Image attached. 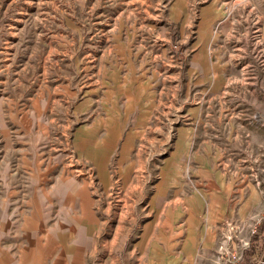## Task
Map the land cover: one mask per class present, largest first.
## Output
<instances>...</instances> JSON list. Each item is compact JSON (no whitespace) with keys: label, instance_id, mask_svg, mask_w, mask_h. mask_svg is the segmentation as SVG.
Listing matches in <instances>:
<instances>
[{"label":"rangeland","instance_id":"374dc122","mask_svg":"<svg viewBox=\"0 0 264 264\" xmlns=\"http://www.w3.org/2000/svg\"><path fill=\"white\" fill-rule=\"evenodd\" d=\"M200 44L210 75L187 91ZM134 81L159 91L129 114ZM142 110L129 177L119 143L106 188L78 139L100 141L113 118L124 137ZM182 131L204 156L193 169H237L264 194V0H0V185L32 198L34 217L6 264H131L135 211Z\"/></svg>","mask_w":264,"mask_h":264},{"label":"crops","instance_id":"0c3cea01","mask_svg":"<svg viewBox=\"0 0 264 264\" xmlns=\"http://www.w3.org/2000/svg\"><path fill=\"white\" fill-rule=\"evenodd\" d=\"M208 53V45L200 44V49L194 55L193 69L190 62L188 83L185 86L187 91H190L193 72L199 71L201 78L210 75L206 73L210 59ZM143 91L159 90L137 85L135 81L130 84L127 103L129 114L141 105L138 100L144 95ZM146 117L147 114L142 110L136 117L135 127L124 137L119 133L117 119L113 118L107 136L100 141L96 142V137L89 133L78 139V148L90 152L88 156L95 162L98 177L106 188L111 181L109 162L119 143L121 177L128 179L132 164L125 163L130 161L136 130L142 127ZM119 125L121 127V122ZM186 133L180 132L174 150L166 159L162 183L146 205L140 201L141 212L135 211L140 215V227L131 248L126 252L130 263L218 264L238 253L243 242L252 240L257 230L262 244L259 245L257 240L255 248L248 249L238 264H264V232H260L264 194L259 183L243 178L237 169H230L227 177L204 164L193 169L192 160L202 162L204 156L197 157L199 155L192 153V137ZM91 144L92 147L89 146ZM130 185H125L126 190ZM14 189L18 191L15 186L9 187L5 194V185H0V264H6V254H10L14 247L6 240L19 239L21 231L26 229L25 225L34 222L33 199L12 197ZM8 256L9 263L16 258V255Z\"/></svg>","mask_w":264,"mask_h":264},{"label":"built area","instance_id":"2783aa9c","mask_svg":"<svg viewBox=\"0 0 264 264\" xmlns=\"http://www.w3.org/2000/svg\"><path fill=\"white\" fill-rule=\"evenodd\" d=\"M251 248V239L243 242L240 250L236 254H232L227 259L219 262L218 264H238L244 257L245 252Z\"/></svg>","mask_w":264,"mask_h":264},{"label":"trees","instance_id":"16d2710c","mask_svg":"<svg viewBox=\"0 0 264 264\" xmlns=\"http://www.w3.org/2000/svg\"><path fill=\"white\" fill-rule=\"evenodd\" d=\"M258 239H257V234H256V232L253 234V236H252V244H251V249H254L255 248V242L257 241Z\"/></svg>","mask_w":264,"mask_h":264}]
</instances>
